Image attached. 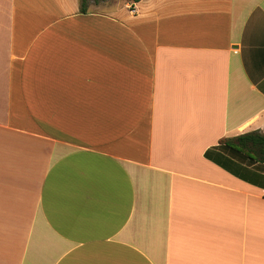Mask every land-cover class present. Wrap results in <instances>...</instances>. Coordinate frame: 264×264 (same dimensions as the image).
I'll return each mask as SVG.
<instances>
[{
	"label": "crops",
	"instance_id": "crops-1",
	"mask_svg": "<svg viewBox=\"0 0 264 264\" xmlns=\"http://www.w3.org/2000/svg\"><path fill=\"white\" fill-rule=\"evenodd\" d=\"M88 4L0 0V264H264V0Z\"/></svg>",
	"mask_w": 264,
	"mask_h": 264
},
{
	"label": "trees",
	"instance_id": "trees-1",
	"mask_svg": "<svg viewBox=\"0 0 264 264\" xmlns=\"http://www.w3.org/2000/svg\"><path fill=\"white\" fill-rule=\"evenodd\" d=\"M88 1L89 0H79V11L81 13L86 12ZM138 1L139 0H132V3ZM219 146L221 149L228 151L233 157H236L239 160L254 164H264V133L260 131H251L232 138L223 139L220 141ZM205 157L221 165L242 180L250 182L255 186H264V171L255 173L253 177L245 176L244 172L233 170L221 163L217 156L212 154L210 150L205 153Z\"/></svg>",
	"mask_w": 264,
	"mask_h": 264
},
{
	"label": "rangeland",
	"instance_id": "rangeland-1",
	"mask_svg": "<svg viewBox=\"0 0 264 264\" xmlns=\"http://www.w3.org/2000/svg\"><path fill=\"white\" fill-rule=\"evenodd\" d=\"M90 7L101 11H113L117 6H129L132 4V0H95L94 4L89 0Z\"/></svg>",
	"mask_w": 264,
	"mask_h": 264
}]
</instances>
